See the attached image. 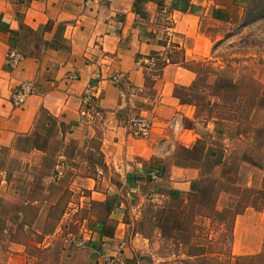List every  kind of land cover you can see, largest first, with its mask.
Masks as SVG:
<instances>
[{
  "label": "crops",
  "instance_id": "0c3cea01",
  "mask_svg": "<svg viewBox=\"0 0 264 264\" xmlns=\"http://www.w3.org/2000/svg\"><path fill=\"white\" fill-rule=\"evenodd\" d=\"M211 2L100 0L86 5L84 0H0V150L31 138L45 113L51 119L45 123L55 125L63 146L72 136L85 149L96 141L103 159L90 171L80 165L73 168L76 177L71 188L88 193L79 199L100 201L109 214L88 221L90 244L82 249L86 256L82 264H100L99 253H114L120 243H124L125 264L145 253L148 239L133 229L140 217H124L127 207L139 208L154 195L164 199L185 195L198 177L195 164L172 163L166 176L163 163L154 162L164 159L174 145L194 152L201 141L196 128L198 106L182 103L175 92L195 83L197 72L190 63L210 61L211 44L220 37L212 40L209 26L229 24L247 0ZM161 19L171 20L172 26L166 27L172 32L169 40L160 36ZM11 49L25 56L14 70L6 63ZM156 65L160 66L155 70ZM25 81L33 82L34 92L15 108L10 94ZM86 91L94 97L92 107L83 113ZM137 115L152 121L147 138L132 137L127 131L128 119ZM182 118L189 124H182ZM44 150L45 146L31 148L42 155ZM58 157L62 165L68 163L65 153ZM151 172L157 173L158 187L165 184L170 192H146L139 178ZM247 210L234 218L237 256L257 255L264 249V208L246 217ZM60 231V225L53 233L37 230L41 239L34 243L0 244V264H51L29 248L49 251Z\"/></svg>",
  "mask_w": 264,
  "mask_h": 264
},
{
  "label": "rangeland",
  "instance_id": "374dc122",
  "mask_svg": "<svg viewBox=\"0 0 264 264\" xmlns=\"http://www.w3.org/2000/svg\"><path fill=\"white\" fill-rule=\"evenodd\" d=\"M211 1L212 5L218 0ZM246 4L242 5L241 14L236 13L229 24L209 26L212 40L220 38L211 44L210 61L190 63L197 72V83L189 93L197 94L198 98L204 95L214 101L211 87L218 76L240 84L242 92L248 86V79L264 86L261 80L264 73V18L244 23V19L248 20L242 18ZM160 26L162 41L171 39L172 32L166 29L172 26L171 20L161 19ZM176 92L184 93L180 89ZM212 112L215 117L221 113L216 108ZM210 113L198 105L196 128L201 141L195 146L197 153L189 155L174 145L164 159L154 162L156 165L163 163L166 167L163 175L166 176L172 163L197 165L195 180L200 181L198 189L202 192L191 193L190 187L185 195L176 194L165 199L154 195L153 200H145L139 208L129 205L124 217L139 215L133 229L148 239V249L143 254L137 253L127 264H264V249L261 256L233 254L236 213L241 214L248 208L247 217L264 207V169L243 158L247 155L264 164V132H256L258 126L264 127V107L257 108L244 125L234 121L221 122L219 118L209 119ZM48 120L51 119L42 113L31 138L21 139L13 147L0 150V244L5 246L10 241L28 240L34 243L41 239L37 230L53 233L60 225L61 231L53 240L52 249L40 251L32 245L29 252L51 264H82L86 256L70 240L81 236L82 228H89L91 217H108L109 214L100 201L79 199L88 193L83 188H71L76 177L73 168L80 165L90 171L94 164L102 165L103 159L97 153L96 141L85 149L72 136L63 146V137L53 123L49 122L47 126ZM181 122L189 124L183 118ZM33 145L45 146V154L32 152ZM58 153L67 155V164H61ZM139 181L144 183L146 192L161 189L170 192L165 189V184L159 188L160 182L157 184V180L147 174ZM42 217H46L44 222ZM160 231L162 236H159ZM60 248L66 251L61 252Z\"/></svg>",
  "mask_w": 264,
  "mask_h": 264
},
{
  "label": "trees",
  "instance_id": "16d2710c",
  "mask_svg": "<svg viewBox=\"0 0 264 264\" xmlns=\"http://www.w3.org/2000/svg\"><path fill=\"white\" fill-rule=\"evenodd\" d=\"M247 17L248 20L244 19V23L250 24L255 21L264 18V0H247L246 7L243 11L242 18ZM199 80V79H198ZM200 81V80H199ZM197 80L192 84L188 90L184 93H175L182 103L193 104L195 106L201 105L205 110L210 111L209 119L219 118L221 122L234 121L239 124L244 125L248 119L252 116V113L256 111L257 108L264 107V86L259 85L257 81L248 79V86L245 87V91L242 92V86L235 83L232 79L228 77L218 76L211 87V97L216 99H208L206 96L202 95L199 98L197 94H191L189 91L195 87ZM220 109L218 117L213 116L214 109ZM218 112V111H217ZM248 122V121H247ZM250 122V120H249ZM257 133H263L264 127L258 126L256 128ZM241 136V133H239ZM191 153V150H186ZM198 150H194L193 154L197 153ZM189 154V155H192ZM214 154V151H212ZM221 157V155H218ZM245 161L251 163L252 165L264 169V164L257 163L254 159L247 155H243ZM219 163V162H217ZM150 178V173L147 174ZM199 180H194L191 183V193H198ZM202 192V189L200 193ZM204 192V191H203ZM264 192V191H263ZM155 206V205H154ZM264 208V207H263ZM238 213H236L237 215ZM89 245V242H88ZM263 253V251L261 252ZM257 254L261 256L262 254Z\"/></svg>",
  "mask_w": 264,
  "mask_h": 264
},
{
  "label": "built area",
  "instance_id": "2783aa9c",
  "mask_svg": "<svg viewBox=\"0 0 264 264\" xmlns=\"http://www.w3.org/2000/svg\"><path fill=\"white\" fill-rule=\"evenodd\" d=\"M100 0H84V4L89 5L96 3ZM25 59L23 53L11 49L6 53V63L10 70L16 69ZM75 75H71V79H75ZM34 84L32 81H25L19 84L10 94V100L15 108L21 107L26 99L33 94ZM93 95L90 91H86L81 101V108L83 113H87L88 108L92 107ZM128 133L135 138H147L151 132L152 121L150 118L144 115H137L130 117L126 123ZM152 179L157 178V173L151 172ZM82 235L77 238H72L70 242L74 247L78 249H85L88 246L89 238L86 237L90 234L87 228H83ZM124 247V243L119 244V248L114 253L100 252L98 257L100 264H125L124 258L121 254V250Z\"/></svg>",
  "mask_w": 264,
  "mask_h": 264
}]
</instances>
